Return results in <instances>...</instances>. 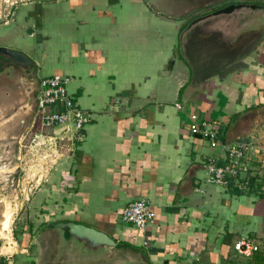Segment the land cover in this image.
<instances>
[{"label":"crops","instance_id":"crops-1","mask_svg":"<svg viewBox=\"0 0 264 264\" xmlns=\"http://www.w3.org/2000/svg\"><path fill=\"white\" fill-rule=\"evenodd\" d=\"M239 3L240 13H225L224 23L226 29L234 20L246 23L238 36L243 39V29L264 26V0ZM11 5L0 9V30L8 35L0 46L25 54L40 81L68 77L70 95L90 114L64 170L47 179L32 206L44 202L51 226L74 221L117 242L97 255L63 251L51 257L59 264H264V195L233 182H209L205 159L224 153L189 127L195 113L215 122L223 141L264 133V32L240 64L214 63L204 46L198 62L196 52L179 44V19L149 9L147 0ZM220 32L214 31L216 38L231 37ZM117 98L128 102L118 109ZM137 200L156 213L144 231L122 220ZM241 238L263 248L240 256L233 244Z\"/></svg>","mask_w":264,"mask_h":264},{"label":"rangeland","instance_id":"rangeland-1","mask_svg":"<svg viewBox=\"0 0 264 264\" xmlns=\"http://www.w3.org/2000/svg\"><path fill=\"white\" fill-rule=\"evenodd\" d=\"M13 1L0 0V9L10 11ZM147 1L149 9L162 13L166 18L179 19L182 26L179 44L183 49L187 46L191 55L196 52L198 62L199 51L204 46L214 54L213 57L206 55L214 63L229 65L237 61L240 64L242 58L249 54L258 34L264 32V26L259 31L243 29L244 37L239 39L238 36L242 33L240 30L247 24L241 21L236 23L235 20L234 23H226V29L225 13H215L219 9L216 6L227 2L219 6L226 9L225 6L235 3L234 0ZM209 2L213 4L206 5ZM236 8H232L233 11L230 10L229 13H240ZM0 14L1 17L3 12ZM221 29H226L227 34L222 33L231 37L216 38L217 33L214 31L220 32ZM206 30L209 33L205 35ZM188 34L190 40L187 38ZM6 36L8 35L0 30V45ZM232 37L234 38L231 39ZM231 40H236V43L232 44ZM244 41L245 46L242 45ZM14 45H20V48L25 46L20 42H15ZM213 50L222 56L216 55ZM201 56L204 58L203 53ZM214 63L213 66L216 65ZM27 86L18 88L12 94L8 90L0 92V264H59L51 257L52 254L62 252L59 232L45 221L42 209L44 202L41 203V208L32 205L36 192L44 188L51 175L62 172L67 160H70L72 133L64 127L50 129L42 125L37 108L29 104L33 93ZM18 94L21 98H17ZM7 99L11 101L10 105L4 102ZM37 134H43L44 137L38 140ZM48 136L58 138L51 142ZM261 136L264 144V133Z\"/></svg>","mask_w":264,"mask_h":264},{"label":"built area","instance_id":"built-area-1","mask_svg":"<svg viewBox=\"0 0 264 264\" xmlns=\"http://www.w3.org/2000/svg\"><path fill=\"white\" fill-rule=\"evenodd\" d=\"M69 78L54 75L40 81L37 95V112L42 125L50 129L64 127L72 133V138L80 136L81 130L90 120V114L82 109L69 93ZM128 101L117 98L116 108ZM120 108V107H119ZM118 108V109H119ZM217 124L201 119L197 114L190 115V130L209 141L210 147L223 151L224 155H210L205 159L208 181L218 185L233 182L241 191L255 190L264 195V144L260 133H250L239 141H223L219 138ZM54 133H57L55 131ZM40 140L43 134H37ZM58 136H48L53 142ZM156 213L146 200L128 204L122 214L125 223L133 224L139 230H146L153 222ZM235 252L243 257L254 256L263 248L262 243L251 238H241L234 242Z\"/></svg>","mask_w":264,"mask_h":264},{"label":"water","instance_id":"water-1","mask_svg":"<svg viewBox=\"0 0 264 264\" xmlns=\"http://www.w3.org/2000/svg\"><path fill=\"white\" fill-rule=\"evenodd\" d=\"M232 8L233 6H230L215 13H229L230 10L233 11ZM0 57L5 61L2 63L3 68L0 71V89L15 92L24 86V83H29L27 87L33 93V98L29 100V104L35 105L37 108L40 80L35 73L31 60L22 52L4 47H0ZM52 226L61 237L62 252L71 251L81 255H97L117 245L116 240L107 233L78 222L60 221L52 224Z\"/></svg>","mask_w":264,"mask_h":264},{"label":"flooded vegetation","instance_id":"flooded-vegetation-1","mask_svg":"<svg viewBox=\"0 0 264 264\" xmlns=\"http://www.w3.org/2000/svg\"><path fill=\"white\" fill-rule=\"evenodd\" d=\"M235 1V3H230V4H228V5H226L225 7L227 8V7H230V6H233V8H235V6L238 8V7H241V4L239 3V0L238 1H236V0H234ZM230 5V6H229ZM224 7V8H225ZM236 8V9H237ZM220 9H223V8H219L218 10H220ZM231 9V8H230Z\"/></svg>","mask_w":264,"mask_h":264},{"label":"trees","instance_id":"trees-1","mask_svg":"<svg viewBox=\"0 0 264 264\" xmlns=\"http://www.w3.org/2000/svg\"><path fill=\"white\" fill-rule=\"evenodd\" d=\"M219 4H220V3H219ZM221 4H225V3H221ZM221 4H220V5H221ZM210 5H211V4H210ZM220 5H217V6H216V7H217L216 9L221 8V7H219ZM207 7H209V6H207ZM210 8H211V7H210Z\"/></svg>","mask_w":264,"mask_h":264}]
</instances>
